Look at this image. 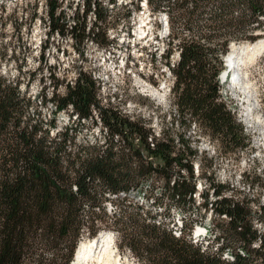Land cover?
Returning a JSON list of instances; mask_svg holds the SVG:
<instances>
[{
  "label": "trees",
  "instance_id": "16d2710c",
  "mask_svg": "<svg viewBox=\"0 0 264 264\" xmlns=\"http://www.w3.org/2000/svg\"><path fill=\"white\" fill-rule=\"evenodd\" d=\"M79 1L78 19L74 26H67L51 0L46 10L47 39L67 33L80 55L79 47L87 42L109 48L111 42L105 36L98 38L107 24V9L100 0ZM147 4L167 15V45L176 40L179 51L173 67L167 61L168 48L163 53L172 74L170 98L178 124L184 129L193 124L226 158L243 152L250 138L223 101L219 75L225 70L223 58L231 42L253 44L260 37L255 33L264 31V0H147ZM89 14L94 18L92 24L86 23ZM40 49L42 55L46 45ZM76 74L62 94L59 85L53 84L48 100L41 87L39 103L51 102L54 115L64 111L69 121L75 117L79 124L92 121L95 110L96 123L108 134L101 145L77 146L72 128L50 133L56 129L55 118L46 122L48 126L40 119L34 98L28 94L30 77L24 84L25 94L16 78L0 75V264H22L31 242L39 238L52 253L69 248L66 242L78 237L85 223L95 220V210L104 215L106 202L139 191L152 178L162 182L160 190L156 192L153 185L143 198L163 212L178 208L181 226L176 233L156 215L142 211V205H117L110 223L120 247L123 244L139 264H264V238L252 223L253 219L264 222V205L252 212L244 200L227 196L229 187L214 182L212 161L204 168L196 150L182 137L175 140L177 148L165 133L155 139L138 122L100 108L98 82L91 73L80 70ZM116 137L124 142L120 148L116 144L122 141ZM194 161L201 170L198 177L209 180L208 192L217 198L208 203L209 194H202L200 207L214 219L205 236L208 240L196 243L190 238L193 219L187 213L194 206L196 192ZM261 181L254 177L247 183L264 187ZM216 217L226 221L215 223ZM69 249L65 264L72 258L73 248ZM54 256L48 264H56Z\"/></svg>",
  "mask_w": 264,
  "mask_h": 264
},
{
  "label": "rangeland",
  "instance_id": "374dc122",
  "mask_svg": "<svg viewBox=\"0 0 264 264\" xmlns=\"http://www.w3.org/2000/svg\"><path fill=\"white\" fill-rule=\"evenodd\" d=\"M144 1L147 2V0H100L101 7L107 9L109 17L106 26L99 31L98 38L105 36L111 42L110 47L104 49L96 43L87 42V45L79 47L82 52L80 55L79 51L73 47L74 41L67 33L65 36L54 34L47 39L46 10L51 7V0H0V75L16 78L21 83V91L25 94L24 84L30 77L28 94L34 98L33 105L40 111V119L48 126L46 122L55 118L56 129L54 132L50 130V133H55L64 127L72 128L73 134H76L75 144L78 146L92 143L101 145L108 138L103 126L96 123L95 110L92 113L94 115L92 121H81L79 124L74 120L75 117L69 121L68 114L64 111L54 115L55 109L51 102L47 101L44 106L39 103L42 94L40 90L41 87L45 88V98L48 100L52 96L53 84L59 85L58 92L62 94L65 85L74 81L78 71L91 73V77L98 82L96 86L99 85L97 100L100 108L115 110L121 117L138 122L140 127L150 130L155 139H161L165 133L166 137L174 140L177 148L179 146L175 140L178 137L187 140L190 148L196 150L204 168L212 161L214 182L228 186L231 190L230 193L225 194L231 195L234 199L244 200L252 212H257L258 206L264 205V187H252L247 182L257 177L264 184V51L257 55L255 60L243 63L239 67L240 83L232 85L226 82L221 85L223 101L234 112L244 133L250 138V145L246 150L226 158L222 152L217 151V147L206 135L199 133L193 124L188 129L178 124L170 98L172 74L163 59V53L165 54L168 48L169 66L172 67V64L174 65L178 60L179 51L176 40L170 41L171 44L167 45L168 39L162 32L161 20L165 13L153 11L149 6L145 12L141 13V4L143 5ZM53 2L58 6L56 15L61 11L60 15L67 26H74L78 19L76 12L80 1L53 0ZM93 21V15L89 14L86 23L92 24ZM140 21H144L142 24L145 26V33L142 35H138ZM255 34L260 35L256 41L264 40V31ZM137 35L138 39L135 38ZM234 43L231 42L229 45V50L231 45H234L236 49L234 58L230 60L233 63L240 58V55H237L240 54L239 51L242 52L252 45V42L247 41ZM44 45L46 50L41 55L40 48ZM108 58L115 60L117 67L113 68L112 63L107 64ZM137 61L140 65L136 64ZM123 63H125V69L120 68ZM133 67L143 68L140 77L137 76L139 73ZM128 68H131L138 77L139 80H136V83L133 76L128 73ZM139 86L162 89L163 92L161 96L154 98ZM115 139L122 141L121 144H116V147L120 148L124 143L123 140L119 137ZM136 142L134 141V144L138 147ZM122 151L127 152L125 148ZM129 157L134 160L131 153ZM149 160L161 163L158 159L150 158ZM198 165V162L194 161L196 192L193 196L194 206L187 212L193 219V222L189 224V227L192 226V233L195 229L197 232L201 229L195 238H192L191 233L190 237L195 243L203 239L208 240L205 236L208 234V228L212 227L214 219L210 211L204 212L200 207L203 202L202 194H209L208 203H213L217 199L208 192L209 180L198 177L201 171ZM182 175L185 176V174ZM155 179L144 182L139 191H132L126 196L119 195L117 199L111 198L112 200L104 205V215L95 210V220L85 223L78 237L66 242L67 247L73 248L72 258L68 264L72 263L81 241L93 239V236L96 237L101 232H109L113 235L112 250L119 264H139L123 244L120 247L121 242L117 239V231L110 223L117 205L129 203L133 207L142 205V211H149L152 215H156L159 220L167 224L169 229L178 233L176 228L181 226L182 212L174 207L170 208L168 213L163 212L143 198V195L150 194L149 191L153 185L156 192L160 190L159 186L162 182L156 179L157 182ZM200 215H204V218H200ZM221 220L226 221L224 217H216L215 223ZM252 223L264 238V222L253 219ZM92 231L95 232L93 235ZM31 245L32 248L26 251L22 264H48L54 255V257L57 256L56 264H65L68 259L69 248L52 253L49 246L40 238L31 242ZM226 257L230 259L229 254H226Z\"/></svg>",
  "mask_w": 264,
  "mask_h": 264
},
{
  "label": "bare ground",
  "instance_id": "6f19581e",
  "mask_svg": "<svg viewBox=\"0 0 264 264\" xmlns=\"http://www.w3.org/2000/svg\"><path fill=\"white\" fill-rule=\"evenodd\" d=\"M142 22L144 23V21ZM139 32L140 33L138 35H142L145 33L144 24L140 26ZM247 45L248 44H246V46ZM263 51H264V40L256 41L254 44L245 48L244 51L242 52L239 51L238 53L240 54L237 55H240V58L233 63L230 60L234 58L236 54V49L234 45H231L229 53L224 57L225 70L220 75L221 81L223 76H225V74L234 73L236 78L234 79L233 84H237L238 82L240 83V79L238 78V75L240 73L238 72V70H240L239 67H241L243 63L245 64L247 62L255 60L256 56ZM230 83L232 84V82ZM139 88L145 89L144 92L148 93V95L154 98L161 96L163 92L162 89H152L149 88L148 86H139ZM250 113H252V111ZM198 232L196 231V233ZM112 245H113V238H112V234L109 232H103L97 238L94 239L81 241L76 249L75 256L71 264H93V263L119 264V261L114 256Z\"/></svg>",
  "mask_w": 264,
  "mask_h": 264
},
{
  "label": "built area",
  "instance_id": "2783aa9c",
  "mask_svg": "<svg viewBox=\"0 0 264 264\" xmlns=\"http://www.w3.org/2000/svg\"><path fill=\"white\" fill-rule=\"evenodd\" d=\"M172 66H173V64H172ZM96 120L98 121L97 116H96ZM128 253H129V251H128Z\"/></svg>",
  "mask_w": 264,
  "mask_h": 264
},
{
  "label": "water",
  "instance_id": "95a60500",
  "mask_svg": "<svg viewBox=\"0 0 264 264\" xmlns=\"http://www.w3.org/2000/svg\"><path fill=\"white\" fill-rule=\"evenodd\" d=\"M234 43V42H233ZM235 44V43H234ZM178 58H179V54H178Z\"/></svg>",
  "mask_w": 264,
  "mask_h": 264
}]
</instances>
